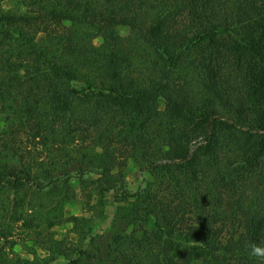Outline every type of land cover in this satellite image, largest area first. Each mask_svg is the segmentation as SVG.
Segmentation results:
<instances>
[{"label": "trees", "instance_id": "16d2710c", "mask_svg": "<svg viewBox=\"0 0 264 264\" xmlns=\"http://www.w3.org/2000/svg\"><path fill=\"white\" fill-rule=\"evenodd\" d=\"M23 3L25 14H0V114L13 120L0 129V159L29 154L43 177L0 165V193L59 195L73 177L64 165H77L83 189L96 175V206L113 193L132 226L106 255L69 257L54 238L52 252L67 264H262L250 251L264 246V0ZM23 135L60 149L35 157ZM130 158L165 190L130 191ZM240 227L247 243L229 254L226 236Z\"/></svg>", "mask_w": 264, "mask_h": 264}, {"label": "rangeland", "instance_id": "374dc122", "mask_svg": "<svg viewBox=\"0 0 264 264\" xmlns=\"http://www.w3.org/2000/svg\"><path fill=\"white\" fill-rule=\"evenodd\" d=\"M23 2L24 0H3L0 3V14L8 12L25 14L26 6ZM66 25L65 28L61 27L62 31L73 32V36L82 39H88L91 35V41L95 45L103 42L100 34L86 24ZM37 39L43 42L44 34H39ZM160 108H164V102H161ZM16 121L19 122L20 118L17 117ZM12 122L8 112L0 114V129ZM22 139L25 145H30V151H34L35 157L38 156L36 147L43 151L41 154L43 157H49L56 149H60L58 144H51L50 150L44 152L45 148L42 150L40 140L28 142L25 135ZM45 153L48 155L44 156ZM30 160L32 161V157L29 154L25 158H20L11 152L0 159V165H18L26 173L30 171L33 180L43 177L37 166L34 164L30 166ZM52 168L54 167L50 169ZM63 169L73 177L68 188H63L59 195L39 191L29 185L23 187L19 194H15L13 190L0 193V264H19L17 261L19 259L30 261V264H67V256H57L52 252L49 246L51 238L63 242V245L70 249L69 257H75L76 251L81 248L99 249L106 255L108 244L114 235L131 232L132 226L122 215L128 203L115 202L113 193H107L105 207H97L98 198L93 183L96 175L87 173L84 176L86 182L83 189L78 180L77 165L69 168L64 165ZM56 175H63V172L57 171ZM125 181L132 192L145 188L159 189L162 192L166 187V183L160 177H154L142 170L134 158L127 161ZM132 201L129 205L140 209V202ZM15 203L18 206H15ZM147 225L150 227L152 222H148ZM225 243L229 254H235L240 246L246 245L247 239L243 234V228L240 227L237 233L227 234Z\"/></svg>", "mask_w": 264, "mask_h": 264}, {"label": "clouds", "instance_id": "9594fccd", "mask_svg": "<svg viewBox=\"0 0 264 264\" xmlns=\"http://www.w3.org/2000/svg\"><path fill=\"white\" fill-rule=\"evenodd\" d=\"M250 255L257 258L262 262V264H264V246L252 244Z\"/></svg>", "mask_w": 264, "mask_h": 264}]
</instances>
